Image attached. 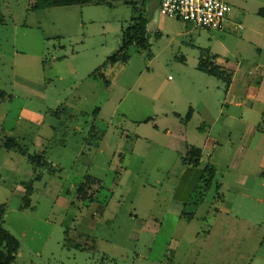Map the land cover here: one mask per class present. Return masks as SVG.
Returning a JSON list of instances; mask_svg holds the SVG:
<instances>
[{
  "label": "rangeland",
  "instance_id": "obj_1",
  "mask_svg": "<svg viewBox=\"0 0 264 264\" xmlns=\"http://www.w3.org/2000/svg\"><path fill=\"white\" fill-rule=\"evenodd\" d=\"M35 1L0 0L12 264H264V0H226L221 29L164 16L156 0ZM140 10L147 48L108 64ZM201 56L227 78L197 69ZM192 148L197 164L183 160Z\"/></svg>",
  "mask_w": 264,
  "mask_h": 264
},
{
  "label": "trees",
  "instance_id": "obj_2",
  "mask_svg": "<svg viewBox=\"0 0 264 264\" xmlns=\"http://www.w3.org/2000/svg\"><path fill=\"white\" fill-rule=\"evenodd\" d=\"M110 1L121 2L123 4L132 6L137 11L136 4L138 3L139 0H110ZM93 2L94 0H36L34 3L35 4L34 7L47 8V7L72 6V5L82 6V5L91 4ZM144 2L145 1L142 0V4H144ZM258 12L259 15L264 17V7L259 8ZM0 22H2L1 19ZM147 22L148 20L143 15V13H141V10L140 13L138 12L137 16H132L130 18V24L122 32L120 46L110 56L107 57L108 64L113 65L117 62H126L129 57L127 50L132 43H137L141 47L147 48L148 44L145 37ZM196 67L200 71H203L209 75L216 76L217 78H223V79L227 78V74L223 71V69H221L219 65L214 64L212 61H207V59H205L202 56L199 58ZM261 122H264V112L262 114ZM13 145L14 143L8 139L3 140V142L1 143V146L5 148H10ZM190 152H191V156H185L183 157V160L184 161L187 160L190 162L193 161V164H197L200 158L199 155H197L195 148H192ZM204 170L207 173L210 182L215 175V169L212 166L211 167L206 166ZM39 178H40L39 174L35 175L34 177V179H39ZM95 181L98 182L96 179L90 180L91 183H95ZM30 190H31L30 188H27L25 190V195H24V198L26 200L25 205L28 201L26 195L30 193ZM86 191L87 189L83 185H80V187L77 189V193L81 194V199L83 200L88 199L89 201H93V196ZM22 206H20V208ZM2 211L3 210L0 208V222H1ZM18 247H19L18 240L10 236L9 233L2 231L0 227V264H12V262L16 257Z\"/></svg>",
  "mask_w": 264,
  "mask_h": 264
},
{
  "label": "built area",
  "instance_id": "obj_3",
  "mask_svg": "<svg viewBox=\"0 0 264 264\" xmlns=\"http://www.w3.org/2000/svg\"><path fill=\"white\" fill-rule=\"evenodd\" d=\"M157 7L164 16L208 29H221L232 11L226 0H158Z\"/></svg>",
  "mask_w": 264,
  "mask_h": 264
},
{
  "label": "crops",
  "instance_id": "obj_4",
  "mask_svg": "<svg viewBox=\"0 0 264 264\" xmlns=\"http://www.w3.org/2000/svg\"><path fill=\"white\" fill-rule=\"evenodd\" d=\"M156 6H158V0L155 1ZM229 3V2H228ZM230 4V3H229ZM231 5V4H230ZM232 12V11H231ZM234 71H237L236 68H234Z\"/></svg>",
  "mask_w": 264,
  "mask_h": 264
}]
</instances>
